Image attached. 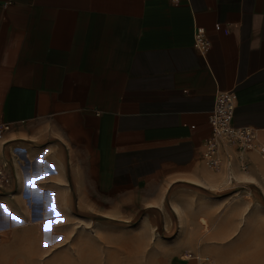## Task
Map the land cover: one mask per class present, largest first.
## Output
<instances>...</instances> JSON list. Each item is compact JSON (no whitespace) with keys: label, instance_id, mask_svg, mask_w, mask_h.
Returning <instances> with one entry per match:
<instances>
[{"label":"crops","instance_id":"0c3cea01","mask_svg":"<svg viewBox=\"0 0 264 264\" xmlns=\"http://www.w3.org/2000/svg\"><path fill=\"white\" fill-rule=\"evenodd\" d=\"M218 90L264 144V0H0V165L17 188L60 180L61 199L124 221L166 192L172 207L178 182L210 191L226 179L201 157ZM230 150L231 180L264 184L263 158L246 149L243 170ZM225 222L154 241L149 264H212Z\"/></svg>","mask_w":264,"mask_h":264},{"label":"rangeland","instance_id":"374dc122","mask_svg":"<svg viewBox=\"0 0 264 264\" xmlns=\"http://www.w3.org/2000/svg\"><path fill=\"white\" fill-rule=\"evenodd\" d=\"M59 182L25 180L17 188L10 180L0 186V264H149L154 241L172 239L179 228L188 235L196 227L201 235L208 234L213 226L231 220L237 223L230 233L216 234L224 237L214 239L223 247L216 249L220 257L215 251L207 254L210 262L264 264V184L223 179L212 191L199 192L178 182L170 187L178 189L171 194L172 207L166 192L159 207H147L137 218L124 221L80 207L73 193L69 201L61 199ZM194 209L212 216L201 215L206 221L202 223L200 217L188 215Z\"/></svg>","mask_w":264,"mask_h":264},{"label":"built area","instance_id":"2783aa9c","mask_svg":"<svg viewBox=\"0 0 264 264\" xmlns=\"http://www.w3.org/2000/svg\"><path fill=\"white\" fill-rule=\"evenodd\" d=\"M209 45L204 31L196 28L193 33V46L204 53ZM235 108V99L232 91L218 90L214 97L213 108L209 113L210 134L203 142L201 157L205 167L213 171H223L226 180L232 179L233 153L231 146H235L238 154L237 161L241 169L247 168L244 159V151L251 149L257 152L264 160V144L256 141L252 129L245 126L233 125L232 119ZM9 126L8 123H0V136ZM10 177L0 165V186L8 184ZM190 255V254H189ZM195 257H199L195 254ZM203 260L206 257H201Z\"/></svg>","mask_w":264,"mask_h":264},{"label":"bare ground","instance_id":"6f19581e","mask_svg":"<svg viewBox=\"0 0 264 264\" xmlns=\"http://www.w3.org/2000/svg\"><path fill=\"white\" fill-rule=\"evenodd\" d=\"M233 178V177H232ZM232 181V180H231ZM229 183V182H228ZM200 221L202 222V223H206V221L204 220V219H200Z\"/></svg>","mask_w":264,"mask_h":264},{"label":"snow or ice","instance_id":"6c2138e0","mask_svg":"<svg viewBox=\"0 0 264 264\" xmlns=\"http://www.w3.org/2000/svg\"><path fill=\"white\" fill-rule=\"evenodd\" d=\"M0 207H3L2 205H0ZM49 211H51V209H49ZM17 223H21L20 221H17Z\"/></svg>","mask_w":264,"mask_h":264}]
</instances>
